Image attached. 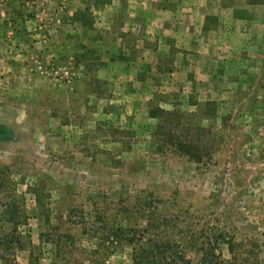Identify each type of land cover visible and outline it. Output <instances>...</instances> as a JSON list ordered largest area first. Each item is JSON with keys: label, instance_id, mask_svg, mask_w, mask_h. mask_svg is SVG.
<instances>
[{"label": "rangeland", "instance_id": "rangeland-1", "mask_svg": "<svg viewBox=\"0 0 264 264\" xmlns=\"http://www.w3.org/2000/svg\"><path fill=\"white\" fill-rule=\"evenodd\" d=\"M157 240L264 264V0H0V264Z\"/></svg>", "mask_w": 264, "mask_h": 264}, {"label": "trees", "instance_id": "trees-1", "mask_svg": "<svg viewBox=\"0 0 264 264\" xmlns=\"http://www.w3.org/2000/svg\"><path fill=\"white\" fill-rule=\"evenodd\" d=\"M227 243L228 250L232 253V242ZM5 251L7 250L5 249ZM132 262L133 264H190L189 260L185 259L181 252H177L175 247H173L169 241L161 240L154 241V244L147 246V249L141 248L139 252H135L132 256ZM198 263L220 264L219 255L215 254L213 248L211 247L208 249H203V255ZM6 264L10 263L7 262Z\"/></svg>", "mask_w": 264, "mask_h": 264}]
</instances>
